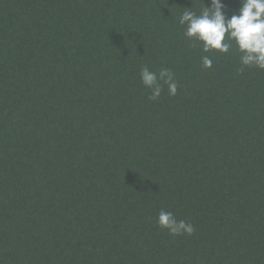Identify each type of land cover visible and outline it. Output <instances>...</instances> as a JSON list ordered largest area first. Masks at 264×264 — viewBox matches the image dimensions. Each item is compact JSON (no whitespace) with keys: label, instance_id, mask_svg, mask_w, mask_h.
Instances as JSON below:
<instances>
[{"label":"trees","instance_id":"obj_1","mask_svg":"<svg viewBox=\"0 0 264 264\" xmlns=\"http://www.w3.org/2000/svg\"><path fill=\"white\" fill-rule=\"evenodd\" d=\"M0 264H264V0H0Z\"/></svg>","mask_w":264,"mask_h":264}]
</instances>
